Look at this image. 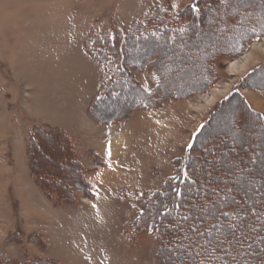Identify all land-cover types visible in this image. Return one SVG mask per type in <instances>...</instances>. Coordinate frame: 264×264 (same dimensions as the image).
<instances>
[{
	"label": "rangeland",
	"instance_id": "obj_1",
	"mask_svg": "<svg viewBox=\"0 0 264 264\" xmlns=\"http://www.w3.org/2000/svg\"><path fill=\"white\" fill-rule=\"evenodd\" d=\"M193 137L186 193L213 201L218 172L264 191V0H0V264H195L192 222L184 242L163 229L179 197L142 203L131 230Z\"/></svg>",
	"mask_w": 264,
	"mask_h": 264
},
{
	"label": "trees",
	"instance_id": "obj_2",
	"mask_svg": "<svg viewBox=\"0 0 264 264\" xmlns=\"http://www.w3.org/2000/svg\"><path fill=\"white\" fill-rule=\"evenodd\" d=\"M191 8L193 9L192 11H195L199 8H197L196 5H192ZM169 30V36L168 39L170 41L176 39L177 37H175L174 32L176 33H185L188 31V28H185V25L183 26H175V27H170L168 25H161L159 28L157 29H153L150 31V36H159V34H162V32L164 30ZM113 36L111 37V41H113ZM157 77V76H156ZM160 85V81L157 80L156 84L153 86V88H151L150 90H147L145 88H143L144 92H146V94L150 95L152 94V100H159L158 95L156 96L154 94L155 90H157V88ZM234 92V93H238ZM113 94H115V92H113ZM154 94V95H153ZM239 94H241L239 92ZM103 97L100 96L99 99H102ZM143 102H146L144 100H142ZM203 127V125L197 130V132L194 134V137L200 132L201 128ZM194 137H193V141L191 142V147L193 146V142H194ZM191 147H188L185 153V155L183 157H178V161H180L179 164H181L180 166H178V170L168 178V180L166 181L165 185L170 186L169 191L166 188H161L160 190H157L154 194L150 195V196H146L145 198H136V203H135V208L137 210V213L134 217L133 220V227H132V232H134L135 234H138L137 232V227L135 225H137V223L139 224V222H141V218L143 213H145V209L142 208V203L145 204H152L151 206V212H154V206H153V202L156 200L157 196H164L166 194V192H168V194L170 193L172 195V199L174 198L175 201L171 200L170 201V205L171 208H179V202L176 201V198L179 197V200H183L184 204L186 205V211L187 213H183L180 214L179 217H177L175 219L174 223H170V221H166V223H164V227L163 229H167V231L169 232V230H174V235L171 236L173 239H179L181 242L186 241L188 238L186 237V234L190 233L189 229H188V223H186L184 217L188 216L190 217V219H188L187 221H191L192 222V226L194 227H198L200 228L201 231H204L205 229H207L208 231H211V223L209 222L208 218L209 217V213H208V209L210 208H215L218 210L217 214L222 213V212H228L229 213V219L232 220L233 224L236 225L238 231H239V236L241 238V240L243 241L242 244H237L235 245V249H233L231 246L226 245V249L228 251L232 252L233 256H236V254H240L242 255V259L247 257V259H243V263L244 264H264V243L260 242V238L264 237L262 235H258L256 233V222L259 223H264V191H258L255 190L251 196H245L241 197L238 192L232 193V185L228 184L227 186L224 184V182H221L219 179V176L217 177V175L221 174L220 172H218L219 174H216L214 180H216V183H211L209 184V186L206 189H202V191H204V193H207L208 191H214L217 190L219 187H222L221 189L222 192L218 191V193L215 195L214 200H210L206 197V195H202V197H199L198 195L193 197V194H191V191H188V193H186L185 189L186 186L188 187L189 184L194 183L196 184V181H194L193 178H191V176L189 175V172L192 173L193 171L196 172L195 170H198V167L193 170V167L190 168V163L188 162V154L190 152ZM243 152V151H242ZM252 154H254L253 151H251ZM244 153V152H243ZM242 156H234V160L240 161L239 159ZM78 162L79 160L76 159ZM177 160V159H176ZM220 160V159H219ZM233 160V161H234ZM254 163V159L251 158L249 161H251ZM232 161V162H233ZM220 164V162H219ZM221 171V170H219ZM223 171H225L226 173H229L226 171V169H224ZM212 172L207 171L206 174L207 175H211ZM231 175V172H230ZM234 181L236 183H238V178L234 175ZM226 179H228L226 177ZM220 181V182H219ZM225 181V180H224ZM88 187H89V193H92V190L90 187H92L91 183H88ZM240 187L242 188V191L244 192V186L240 185ZM239 187V188H240ZM177 192L180 193V195H177ZM190 192V193H189ZM199 192V190H196V193ZM245 193V192H244ZM167 194V195H168ZM74 199L76 198V196H72ZM165 198V197H164ZM231 199H233V201L235 200V203L233 201H231ZM157 201V200H156ZM202 203L203 207L205 205H207V207H204V211L203 214L206 217L207 221L204 219H197L196 217L198 216L197 213L200 212V210H198L197 208V203ZM202 201V202H201ZM246 201V202H245ZM220 204V208L216 207V203ZM196 204V205H195ZM225 205V206H224ZM222 206V207H221ZM257 207V208H256ZM191 208H195L196 212L193 214L191 211ZM243 208V210L241 211V209ZM260 208V211H257V209ZM169 209V210H168ZM156 210H158V213L160 211V215L158 216L157 220H161V216H166L169 214L170 211V207L167 206L166 208L164 207L163 209H159V207H156ZM255 214V215H253ZM154 217V214H151L150 220L151 223L153 222L152 219ZM210 217L212 218V216L210 215ZM257 217H260L259 219H257ZM241 220L244 221V224H241ZM137 222V223H136ZM155 224V226L153 225ZM153 224L148 223L146 228H145V232H147L148 234H153L155 237H163V233H162V227L160 225L159 222H156ZM149 225V227H148ZM191 225V224H190ZM191 228V227H190ZM240 228V229H239ZM192 229V228H191ZM254 229V230H253ZM171 232V231H170ZM206 239L207 237L201 238L200 240H197L195 237L192 238V243L193 246L192 248H190V252L192 253V256H195L196 252H200V256L196 257L194 260L195 264H198V262L200 260L204 261V264H210L211 262L215 261L214 259H212V257L214 256H223V252L221 251H217L215 249H213V247L208 246L206 244ZM199 244L200 247H196V245ZM249 245H251V247H249ZM186 246H190L189 241L186 242ZM194 247V248H193ZM207 248V251H202L203 248ZM184 248V247H183ZM182 248V250H183ZM211 248L213 250H211ZM240 258V259H241ZM239 259L236 257V260ZM239 259V261H240ZM238 261H233V264H237ZM168 264V263H167ZM183 264H188V262H184ZM218 264H224V261L218 260Z\"/></svg>",
	"mask_w": 264,
	"mask_h": 264
},
{
	"label": "snow or ice",
	"instance_id": "obj_3",
	"mask_svg": "<svg viewBox=\"0 0 264 264\" xmlns=\"http://www.w3.org/2000/svg\"><path fill=\"white\" fill-rule=\"evenodd\" d=\"M189 147H191V145H189ZM177 195H180V193L177 192ZM233 202L235 203V200ZM204 207H207V205H205ZM203 211L204 209L201 208L200 214L196 217L197 219H206ZM217 212L218 210L215 208L208 209V213L212 216L214 221L211 225V231H208L207 229L201 231L200 228L190 225V227L192 228V235L197 240L207 237L205 242L208 246L213 247L217 251L223 252V256H214L212 257V259L222 260L224 261V264H233V261H236V257L232 255L231 251L225 249V245L227 244L235 249V245L242 244L243 241L240 237L237 236V232L235 230L237 226L233 224L231 219H229V213L222 212L217 214ZM221 216L224 219H221ZM259 218L260 217H257V219ZM184 219L185 221H187L188 219H190V217L185 216ZM241 224H244L243 220H241ZM262 227H264V225H262ZM260 242L264 243V237L260 238ZM196 247H200V245L197 244ZM249 247H251V245H249ZM202 251H207V248H203ZM188 255L192 257V259H195L196 257L200 256V252H196L195 256H192L191 252H189ZM198 264H204V261L200 260Z\"/></svg>",
	"mask_w": 264,
	"mask_h": 264
},
{
	"label": "bare ground",
	"instance_id": "obj_4",
	"mask_svg": "<svg viewBox=\"0 0 264 264\" xmlns=\"http://www.w3.org/2000/svg\"><path fill=\"white\" fill-rule=\"evenodd\" d=\"M247 57L244 56L243 58L241 59H246ZM238 63H240V61L236 60L234 62L231 63V69L233 70L234 68H237L238 67Z\"/></svg>",
	"mask_w": 264,
	"mask_h": 264
}]
</instances>
